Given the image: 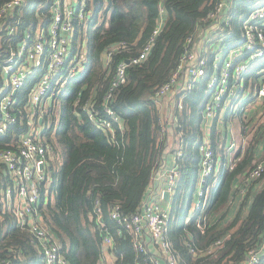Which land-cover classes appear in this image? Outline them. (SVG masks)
Here are the masks:
<instances>
[{
	"label": "trees",
	"instance_id": "trees-1",
	"mask_svg": "<svg viewBox=\"0 0 264 264\" xmlns=\"http://www.w3.org/2000/svg\"><path fill=\"white\" fill-rule=\"evenodd\" d=\"M7 1L0 0V5ZM228 1L232 9L227 17L205 20L220 0H96L87 29L76 30L72 54L84 56L85 71L60 87L52 102L43 105L42 124L38 119L35 123L47 147L46 180L39 187L42 200L37 209L70 264H100L105 233L114 241L111 251L115 264H144V254L136 249L130 234L118 233L120 228L110 211L118 207L123 215H132L147 199L155 198L153 179L178 144L184 155L178 161L180 177L170 203L168 225V240L178 264H234L244 260L248 250L264 239V174L246 186L258 150H264V124L247 134L249 141L236 150L231 168L210 178L206 210L192 212L200 168L199 147L206 136L203 109L209 97L211 71L191 89L175 94L174 116L178 122L172 136L163 122V105L156 99L180 59L193 48L194 40L208 47L209 67L219 45L226 54L244 41L242 21L252 3ZM51 2L26 0L17 31L12 35L0 32V61L7 58L10 48L26 31H35L38 18L50 20ZM161 18L162 29L154 35ZM16 20L11 17L7 22ZM152 38L148 57L128 67L127 81L109 103L120 118L113 126L114 132L98 128L89 120L85 103L91 100L93 109L102 111L118 63L138 56ZM189 38L192 44H188ZM116 45L118 49L106 64L105 55ZM43 72L40 68L31 74L18 92L17 105L22 112L16 113L17 123L0 135V150H16L20 138L29 131L31 114L25 106ZM263 75L264 60L257 61L247 73L244 87L249 88L251 79L250 89L255 91ZM249 102L250 98L245 104ZM238 115L245 128L244 111ZM219 133L215 121L209 134L223 168L228 159L225 139L222 135L219 138ZM245 186V195H240ZM7 191L14 198L13 178L0 163V264H45L29 227L18 223L11 206L4 207L2 199ZM97 204L106 231L100 227ZM218 240L223 241L222 246L207 253ZM259 264H264V255Z\"/></svg>",
	"mask_w": 264,
	"mask_h": 264
},
{
	"label": "built area",
	"instance_id": "built-area-1",
	"mask_svg": "<svg viewBox=\"0 0 264 264\" xmlns=\"http://www.w3.org/2000/svg\"><path fill=\"white\" fill-rule=\"evenodd\" d=\"M75 0H52L49 8L50 20L39 22L34 32L26 31L21 40L10 48L8 56L0 61V135H5L11 125L17 123V112L21 108L17 105V94L27 83L31 74L42 68L39 81L30 92L26 109L31 114L29 131L20 138L16 150H0V163L4 164L13 178L15 196L13 198V213L20 225H27L29 231L38 243L44 257L45 264H70L60 253V245L47 226L42 223L38 213V205L42 200L39 187L46 180L45 159L47 147L42 140V130L36 125L37 119H43L41 111L44 104L51 103L53 96L58 93L69 79L80 77L85 71L84 56H73V41L76 30L87 29L89 21L94 15V0H80L79 6L74 5ZM252 3L246 18L242 21L244 41L226 52L222 53L219 45L212 60V67L208 65V47L200 49V43H195L188 50L173 72L170 80L157 92V101L161 103L168 98L173 91L188 90L193 84L204 78L208 70L211 71L207 82L208 100L203 109L204 128L208 123L223 114H233L238 109L242 111L243 105L251 96L260 103V110L264 115V75L257 84L253 93L245 89V77L250 68L257 62L264 60V0H245ZM26 0H9L0 5V32L12 35L22 23L20 15ZM232 9V3L228 0H220L215 10L207 16V19H219L227 17ZM17 18L15 23L8 24V18ZM163 22L159 21L154 35L162 29ZM188 44L193 39H188ZM154 43L152 38L142 49L140 54L132 59L118 63L108 92L103 98V110H94L93 103L88 100L84 110L89 120L110 133L114 132L113 126L119 122L117 112L109 105L116 90L127 81V69L130 65L141 64L149 55ZM85 48V44L84 47ZM118 49L116 45L105 55V62L109 64L112 52ZM224 51V49H223ZM86 50H84V53ZM174 93V92H173ZM246 99V100H245ZM244 103V104H243ZM182 108V104H179ZM175 125L178 120L174 117ZM43 122V121H42ZM207 131L210 129H206ZM210 132H206L203 143L199 147L200 168L196 191L192 206V212L203 213L208 205L210 188L207 186L210 178L219 171L218 164L221 156H218L212 146ZM235 142L225 147L228 161L223 169L231 168V158L236 149ZM184 155L182 146L178 144L173 153L170 165L164 166L165 187L155 198L147 199L141 210L132 215H123L118 207L110 211L111 219L118 225L120 232H127L132 236L136 249L144 254V264H163L161 257L152 254L147 246L145 238L148 237L160 250L163 251L167 264H178V259L172 254V247L168 240V225L170 219V206L164 199V193H175L180 177L178 161ZM39 157V159H38ZM223 169L221 171H223ZM222 173V172H220ZM264 174V151L246 178V186L249 182L259 179ZM221 175V174H220ZM240 190V195H245V188ZM100 227L107 230L102 221V211L97 204L96 211ZM223 241L218 240L214 247L207 253H212L222 246ZM114 241L109 233L103 236V247L112 248ZM194 252V250H192ZM264 255V239L258 245L251 247L244 260L234 264H259Z\"/></svg>",
	"mask_w": 264,
	"mask_h": 264
},
{
	"label": "rangeland",
	"instance_id": "rangeland-1",
	"mask_svg": "<svg viewBox=\"0 0 264 264\" xmlns=\"http://www.w3.org/2000/svg\"><path fill=\"white\" fill-rule=\"evenodd\" d=\"M79 4H80V0L74 1L75 6H79ZM216 28H214V29H216ZM199 47H200V49H204V47H205L204 43H200ZM235 47H233V48H235ZM233 48H231V50H233ZM249 83L251 86V84H252L251 79H249ZM250 86H249V88H245V89H247L249 92H252V90L250 89L251 88ZM173 92H172L173 95L171 94V98H164L163 101L160 103L161 105H163L162 107H165L163 112H165L167 110L169 111V113L165 116V117H169V118H170V116H171V118L174 116L175 107H176V104H175L176 102H174L175 101L174 97L178 91H173ZM251 97H252V99L248 103V105L245 109V112H244V114L246 116L245 128H243V126L241 125V123L239 121L238 113H239L240 109H238L233 114H231V113L223 114L220 117L215 118L213 121L211 120L207 124L208 129H210L212 127L213 123L215 121L216 122L218 121V124H220V128L223 131L226 130L229 133V137H228L226 146L228 147L231 142H235L236 146L234 148L237 149V151L239 149H241V147H243L244 145H246L248 143L249 138L247 137V134H249L251 132L252 128L254 127L255 129H257L259 126L264 124V115L262 114V112L259 108L260 103H257V100L255 99L254 96H251ZM253 99H255L256 102ZM254 114H256V115L254 117H252L251 115H254ZM169 121H171V119H169ZM225 124L227 125V127H225Z\"/></svg>",
	"mask_w": 264,
	"mask_h": 264
},
{
	"label": "crops",
	"instance_id": "crops-1",
	"mask_svg": "<svg viewBox=\"0 0 264 264\" xmlns=\"http://www.w3.org/2000/svg\"><path fill=\"white\" fill-rule=\"evenodd\" d=\"M160 21H162L163 22V19L161 18L160 19ZM85 46H86V44H85ZM173 95V94H172ZM168 98H171V95H169L168 96ZM246 100V99H245ZM255 102H256V100L255 99H253ZM252 100V101H253ZM175 102V101H174ZM246 103V102H245ZM174 104V103H173ZM244 104V103H243ZM247 105L248 104H244L243 105V108L244 109H242V111H244L245 112V109H246V107H247ZM161 107V113H162V116L164 117V120H163V122L165 123H167V129H168V131H169V134L172 136L173 134H174V132H172V129H174V127L176 126L175 125V121H174V116L171 118V116H170V118L169 117H165L168 113H169V111L167 110V111H165V112H163V110H164V108L165 107H162V106H160ZM164 114V115H163ZM169 119H171V121H169ZM167 120V121H166ZM224 127V126H223ZM225 127H227V125L225 124ZM208 127L206 126L205 128H204V130L206 131V132H209L210 130H206ZM218 129H219V131H220V133H219V138H220V136L222 135V137L226 140L225 141V147H226V144H227V140H228V137H229V133L225 130V131H223L221 128H220V124H218ZM243 131V130H242ZM173 140H174V138L171 140V142H173ZM177 146L178 145H176V148H177ZM175 147V143L173 144V146H172V149ZM224 147V148H225ZM237 150V149H236ZM263 148H261V150L259 149L258 150V153H259V156H258V158L257 159H260V157L262 156V154H263ZM172 155H173V153L171 152L170 154H168L167 155V157H166V166H168V165H170V161H171V157H172ZM218 156H220V155H218ZM222 167V164H221V162L219 161V164H218V168H219V171L217 172V173H215L216 174V176H218V175H220V171H221V169H223V168H221ZM164 170H160V172L159 173H157L156 175H155V177H154V179H153V182H154V188H155V191L154 192H156V195H158V194H160V192L164 189V187H165V177H164ZM2 194H4L5 195V193H4V191L2 192ZM8 194H10L9 193V191H7L6 192V196L2 199V201H3V203H4V207L6 206H8V207H12V205H13V198L11 197V196H9ZM155 195V196H156ZM172 198H173V194L171 195V198H170V200H169V202H167V204L170 206V203H171V200H172ZM193 206V205H192ZM193 209V208H192ZM145 241H146V243H147V246H148V249H149V251L152 253V254H154V255H156V256H159V257H161V259L163 260V264H167V262H166V257H165V255H164V253H163V251L162 250H160V248H158L152 241H150V239L148 238V237H146L145 238ZM104 249V251H103V257H102V261L100 262V264H115V260H116V257L114 256V254L112 253V251H111V248L110 247H104L103 248Z\"/></svg>",
	"mask_w": 264,
	"mask_h": 264
},
{
	"label": "water",
	"instance_id": "water-1",
	"mask_svg": "<svg viewBox=\"0 0 264 264\" xmlns=\"http://www.w3.org/2000/svg\"><path fill=\"white\" fill-rule=\"evenodd\" d=\"M95 5H96V0H94V6H95ZM163 5H164V4H162V7H163ZM126 62H127L128 64L130 63L129 60H127ZM42 121H43V119H40V124H42ZM38 159H39V157H38ZM170 198H171V194H170L168 191H166V192L164 193V199H165V201H166V202H169Z\"/></svg>",
	"mask_w": 264,
	"mask_h": 264
}]
</instances>
